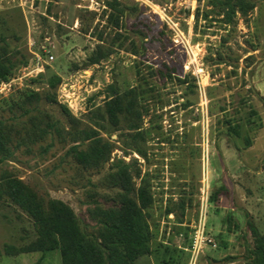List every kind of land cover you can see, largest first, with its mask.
<instances>
[{"label":"rangeland","instance_id":"374dc122","mask_svg":"<svg viewBox=\"0 0 264 264\" xmlns=\"http://www.w3.org/2000/svg\"><path fill=\"white\" fill-rule=\"evenodd\" d=\"M107 1L0 0V35L5 33L29 57L12 77L11 90L0 93V114L24 90H42L56 74L70 83L74 101L82 104L83 110L72 111L80 119L104 105L110 84L122 90L135 85L138 67L149 74L167 66L174 75L187 77L185 84L154 77L159 97L145 119V127L154 128L144 145L147 159L121 148L113 157L138 159L155 199L151 213L156 241L172 251L183 247L185 233L177 234L176 215L165 213L171 207L181 215L179 204L186 202L182 226L191 246L183 264H248L247 249L253 243L248 220L264 232V0H256L254 11L247 18L239 15L233 25L211 12V0H118L129 6L122 29L109 20ZM102 42L112 50L110 57L86 67ZM189 101L192 105L186 107ZM251 109L263 127L250 132L253 145L245 148L242 138L227 134L224 121L246 120ZM103 133L117 142L118 132ZM49 145L50 140L35 145L31 153L18 151L4 168L16 171L42 196L68 202L88 220V179L107 191L101 182L108 166L82 174L66 155L69 145L58 140ZM221 186L226 192L211 200ZM202 235L213 243H204L193 260L195 240ZM34 237L26 216L19 219L13 207L0 205V264H61L58 251L6 253V246H22ZM141 264H156L155 256Z\"/></svg>","mask_w":264,"mask_h":264},{"label":"trees","instance_id":"16d2710c","mask_svg":"<svg viewBox=\"0 0 264 264\" xmlns=\"http://www.w3.org/2000/svg\"><path fill=\"white\" fill-rule=\"evenodd\" d=\"M210 3L213 6L211 12L222 16L221 21L226 25H233L239 15L247 18L257 7L256 0H211ZM106 7L111 11L109 20L117 29H122V19L129 6L118 0H108ZM103 42L88 58L86 67L98 65L110 57L112 50ZM131 44V52L137 55L135 43ZM120 46L124 47L123 44ZM28 62L27 54L13 47L7 35L2 33L0 81L10 80L16 70ZM165 67V71L152 69L149 74L138 67L136 84L124 90L118 84H110L104 105L90 110L86 119L78 118L59 101L58 89L63 79L57 74L46 80L44 89L24 90L18 100L9 102L5 114H0V205L13 207L19 219L26 216L33 224L35 237L22 246H6L7 254L58 251L61 264H141L145 257L151 256H155L156 264H183L185 249L191 246L188 232L182 226L186 202L179 204L181 215L171 207L165 213L176 215L177 234L185 233L183 247L176 246L172 251L170 246L156 241V223L151 213L155 199L150 181L142 176L138 159L127 161L113 157L114 151L121 148L126 153L131 151L147 159L144 145L154 128L152 120L149 121L152 126L146 128L145 119L151 114L152 101L159 97L154 77L187 83V77L180 78ZM191 105L190 101L185 104L186 107ZM226 110L222 109L223 112ZM254 116L258 113L251 109L246 120L231 117L224 121L227 134L242 138L245 148L253 145L250 132L263 127L260 118L256 120ZM110 130L119 133L117 142L122 146L103 135ZM48 140L49 147L56 140L69 145L66 155L73 159L82 174L100 172L108 166L101 182L107 191L99 190L101 187L88 179L92 185V189L87 190L85 202L88 220H83L68 202L42 196L16 171L4 168L18 151L24 149L31 153L35 145ZM225 192L226 187L221 186L213 191L211 200L219 199ZM228 221L234 223L231 217ZM247 225L253 237L252 246L247 249L248 264H264V232L251 220ZM186 256L188 260L190 254Z\"/></svg>","mask_w":264,"mask_h":264},{"label":"built area","instance_id":"2783aa9c","mask_svg":"<svg viewBox=\"0 0 264 264\" xmlns=\"http://www.w3.org/2000/svg\"><path fill=\"white\" fill-rule=\"evenodd\" d=\"M35 55L38 57V59L40 60V56L38 54L35 53ZM50 60H53L54 59V56H50L49 57ZM40 66V65H38ZM88 72L86 71L85 74H87ZM91 76V74H89ZM89 76V77H90ZM14 81V78H11L10 80L8 81H0V93L4 92L5 90H11V87H12V83ZM70 83H67V82H62V84L60 85V95H59V101L62 103V104H65L69 107V109L71 111L74 112V110L76 111H81L83 110V106L82 104L78 103L77 100L74 101L73 99V96L71 95L73 92L71 90H69L70 88ZM71 89V88H70ZM84 107H86L87 109V103H84ZM213 243L211 239H207L205 238L203 235L200 237V236H197V239L195 240V244H194V250H193V260L197 258L196 256V252L199 248L202 247V245L204 243ZM214 246L215 243L213 244Z\"/></svg>","mask_w":264,"mask_h":264}]
</instances>
